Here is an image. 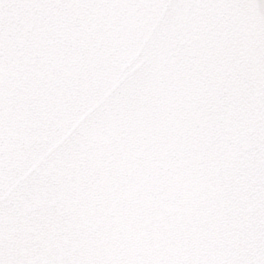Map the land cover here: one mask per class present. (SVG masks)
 Masks as SVG:
<instances>
[{
  "label": "snow or ice",
  "instance_id": "obj_1",
  "mask_svg": "<svg viewBox=\"0 0 264 264\" xmlns=\"http://www.w3.org/2000/svg\"><path fill=\"white\" fill-rule=\"evenodd\" d=\"M122 6L149 13L120 58L150 42L147 101L51 198L9 211L0 183V264H264V0H0V60L41 12Z\"/></svg>",
  "mask_w": 264,
  "mask_h": 264
},
{
  "label": "water",
  "instance_id": "obj_2",
  "mask_svg": "<svg viewBox=\"0 0 264 264\" xmlns=\"http://www.w3.org/2000/svg\"><path fill=\"white\" fill-rule=\"evenodd\" d=\"M39 15L41 35L33 30L24 38L7 39L0 60V183L9 211L51 198L90 169L122 133L126 114L146 103L140 85L152 71L150 42L136 46L120 63L149 15L144 9ZM172 15L170 10L160 13L164 20ZM62 20L66 23L58 28ZM48 44L60 52L54 61Z\"/></svg>",
  "mask_w": 264,
  "mask_h": 264
}]
</instances>
